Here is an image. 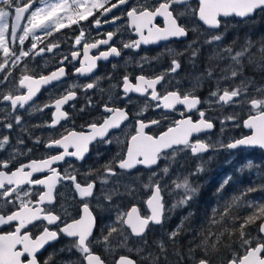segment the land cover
Returning <instances> with one entry per match:
<instances>
[{
  "label": "snow or ice",
  "instance_id": "6c2138e0",
  "mask_svg": "<svg viewBox=\"0 0 264 264\" xmlns=\"http://www.w3.org/2000/svg\"><path fill=\"white\" fill-rule=\"evenodd\" d=\"M257 17L264 19V0H0V124L9 132L14 127L26 131L21 110L31 115L54 109L50 123L43 126L64 128L57 136L50 135L44 145L62 151L27 162L22 158L30 157L33 149L23 150L22 138L17 136L13 145L10 135H0V153H5L0 155V264H53V254L44 257L42 252L61 237L70 241L67 251L75 249L78 253L75 260L63 264H264V200L247 199L250 193L264 192V164L249 160L239 169L241 173L254 170L260 183L225 197L224 191L233 181L229 175L216 189V205L198 223L196 213L189 210L174 229L164 230L168 214L180 207L190 208L199 195L200 186H193L190 177L204 172V165L211 161L212 157L204 161V153L264 150V84L245 75L250 66L264 70V35L253 40L245 34L239 48L238 37L224 43L228 31L225 20L239 18L245 26H254L259 22ZM103 25H111L114 30L101 33ZM64 29L79 30V34L67 53L54 52L67 40ZM129 29L137 39L114 42ZM57 33L59 37H55ZM102 35L105 38H100ZM162 41L183 42L185 47L183 51L166 47V53L141 56L137 61L141 74L134 77L135 82L132 74L125 72L120 82L110 85L107 99L101 96L103 103L88 94L93 89L105 92L99 87L101 77L91 75L97 61L120 57L124 49L140 50ZM205 45L212 49L209 61L229 63L219 73L210 63L192 79L191 87L182 91L177 79L181 57L187 54L188 63L196 68ZM101 46H107L106 50H100ZM94 49L96 55L91 54ZM45 53L53 54V67L49 68L48 59L39 69L29 67ZM165 54L170 57L167 69L153 76L143 74L145 64L159 61ZM68 65L74 67L72 75L90 78L91 82H74L42 106L33 104L42 87L63 84L69 75ZM206 80H214L215 89L202 100L197 91ZM118 88L122 95L117 93ZM78 90L85 101L79 109L70 104L78 99ZM132 93L143 97L145 103L130 114ZM65 105L77 114L96 109L100 114L81 124L79 131L69 129L61 123L71 119L63 110ZM226 108L232 111L223 118L209 114L213 110L223 113ZM156 109L167 111L159 119L145 116ZM176 111L180 119L170 121L159 135L145 131L161 126L168 120V113ZM241 112L247 113L242 121ZM130 118L135 120V134L124 143L111 130L121 129ZM215 121L221 134L231 122L233 127L242 123L251 135L215 143L201 138V133L216 127ZM34 143L40 144V138ZM94 143H115L119 147L99 167L80 172L69 158L83 161ZM186 152L201 163L183 178L177 175L170 188V169L179 163L178 155ZM161 160L166 162L163 167ZM141 167L146 170V181ZM38 173L43 175L36 176ZM69 188L71 202L66 196ZM142 192L147 194L146 199ZM174 192L180 193L179 198L166 207L165 194ZM242 208L245 214H241ZM105 213L107 223L103 222ZM157 226L162 235L150 245L148 235ZM130 240L136 243L130 245Z\"/></svg>",
  "mask_w": 264,
  "mask_h": 264
},
{
  "label": "trees",
  "instance_id": "16d2710c",
  "mask_svg": "<svg viewBox=\"0 0 264 264\" xmlns=\"http://www.w3.org/2000/svg\"><path fill=\"white\" fill-rule=\"evenodd\" d=\"M257 20L259 21L254 26L249 25L245 26L244 24L240 23V21L236 19H228L225 20V23L228 26V31L225 36L224 43L230 44L234 39L237 37L239 38V43L236 45L237 48H239L240 44L244 42L245 34H250L253 40L259 39L261 35H264V19H261L260 17H257ZM67 34V40L66 42H61L64 46L73 43L70 38H73L75 35H77L78 31H63ZM59 33L55 35V37H59ZM191 34L189 39H191ZM53 39V38H52ZM27 45V44H26ZM166 47L175 48L179 51H183L185 45L183 42H171L167 44H163L159 47H153L147 50V52L139 55V53H135L134 55V64L131 68V71L129 73L132 74V76H136L141 74L140 68L137 67V61L140 60V57L143 55H147L149 57H154L157 55V53H166ZM212 49L205 45L201 49V53L197 60V67L193 68L191 64L188 63V56L187 54L184 57H181L182 62V69L177 75V79L180 80L179 87L181 90H185L191 87L192 79L199 75L201 72L204 71L205 67L208 66L210 63L216 67L217 73H219L220 69L224 68L229 61H209L208 57L211 53ZM170 64V57L165 54L163 55L159 61L153 60L151 64H145L144 65V73L147 76H153L161 71H164L168 68ZM125 68L120 66L119 70L120 72H126L124 70ZM17 76H19V72L16 73ZM245 75L254 79L258 84H264V70H260L254 67H247L245 69ZM121 81V76H120ZM215 89V81L206 80L204 83V86L200 88L197 91V95L200 96L202 100L206 99L209 95V92ZM120 91V88L117 89ZM117 91V92H118ZM135 103L139 104V101H134ZM203 107H207V105H203ZM140 108V107H139ZM138 108V109H139ZM135 110H131V112H135ZM230 108H226L223 113H221L219 110H213L210 112V115L219 116L223 118L225 115H229L231 113ZM237 111H240L237 109ZM163 112H159L156 110H149L145 113V116L149 119H159L162 116ZM247 116L246 112H241V121L245 119ZM91 112H87L86 114V121H89L92 119ZM179 119V116L176 113L168 114V120L165 121L161 126L152 128L149 132L153 136L159 135L162 131H165L169 125V122L172 120ZM134 120V119H133ZM135 121V120H134ZM216 124L215 130L211 135L214 137L220 138L221 140H224L227 142L232 137H240L243 133L242 123L240 127H233L231 125V122H228V125L226 127V131L221 134L220 133V125L218 121L214 122ZM33 124H26V132H29L31 130V126ZM133 133H134V127H132ZM132 135V134H130ZM32 136V135H31ZM214 140V143L217 141ZM118 145H109L105 146L101 150L94 151L92 157L88 161V168H97L99 165L103 164L106 160H108L117 150ZM212 157L211 161L209 163H206L204 165L205 171L202 173H199L197 175L191 176L190 180L193 184V186L199 185L200 191L199 195L191 202L190 208L189 207H180L175 209L174 212L169 213V219L166 221L164 230L165 231H171L175 228V226L180 222V219L182 216L187 215L188 211L191 210L194 213H196V222L198 223L199 219L202 217V215L206 212H210L211 208L214 207L217 203V196L215 195L216 189L219 187L222 180L231 175L233 177V181L226 187L224 191L225 197H230L233 194H238L240 191H242L247 186L253 185L254 183H260L261 181H258L256 179L255 171H249L245 169L243 173L239 171L241 166L246 164L249 160L253 161L256 164H264V153L259 150L254 151H239L237 153H231L227 150L224 151V153L216 154L213 153L212 155H208L204 158V161H208V158ZM179 163L173 165V167L170 169V176L167 178V182L170 185V188L172 187L171 181L176 179L177 175H179L181 178H183L184 175L194 172L196 167L201 163L200 159L192 156L190 152L181 153L177 157ZM165 161L161 160L159 162L160 167H163L165 165ZM140 172H145L144 179L146 181V170L140 168ZM180 193L174 192L171 196L165 194L164 199L166 201V207H170L173 202L177 198H179ZM141 196L143 199L147 198V194L141 193ZM247 199L249 201H256L260 202L261 200H264V192L257 191L248 194ZM241 214H245V209H240ZM107 215L104 214V223H107ZM98 235V232H97ZM162 235L161 230L159 226L156 227V229L153 232H150L148 235V242L150 245H152L153 240L160 238ZM166 240L167 238L164 237ZM130 245H133L136 243L135 240H130ZM182 243H186V239H182ZM61 249H49L47 250L43 256L47 257L50 253L53 254V264H63L65 261L69 260H75L78 257V253L73 249L71 252L67 251H60ZM96 251H101L100 248H97Z\"/></svg>",
  "mask_w": 264,
  "mask_h": 264
},
{
  "label": "flooded vegetation",
  "instance_id": "af4514ba",
  "mask_svg": "<svg viewBox=\"0 0 264 264\" xmlns=\"http://www.w3.org/2000/svg\"><path fill=\"white\" fill-rule=\"evenodd\" d=\"M157 23H159L161 26H163V22L158 21ZM75 28V26H73ZM68 29H64L62 31H67ZM114 27L111 25H103V27L99 30L101 33H106L107 31H113ZM77 35L79 34V30ZM73 32V31H72ZM56 35V34H55ZM92 36L95 37L96 36V30L93 29L92 31ZM75 37V36H74ZM73 38H70L69 40H71L73 42L74 40ZM100 38H105L103 35ZM52 39V38H49ZM137 39V37L134 36V32L129 30H125L122 31L117 37L114 38V42L119 41V40H124V41H129V40H134ZM171 42H176V41H171ZM168 42V43H171ZM29 42H26V44H28ZM180 43V42H178ZM167 44V43H165ZM163 45V44H162ZM43 46V45H41ZM161 46V45H160ZM107 46H101L100 50H106ZM117 47H121V45L119 43H117ZM159 47V46H158ZM71 46L69 44L67 45H63L60 43V47L59 49H54V52H64L67 53L70 50ZM153 48V47H152ZM150 48H143L141 47L140 50H132V49H124L122 51V55L120 57H110L107 61L104 60H100L97 61V68L95 69V71L91 74L92 78L94 77H101V80L99 82V87L101 89H104L105 92L102 94L100 93L97 89H93V90H89V95H91L93 97V99L95 101H98L99 103H103V100L101 99V96L103 95L104 99H107V90L109 89L111 84H116L117 82H120V76L122 78V76L125 74L124 72H120L119 67L122 66L124 67L127 73H129L131 71V68L133 67L134 64V55L135 53H139V55L147 52V50H149ZM92 55H96L97 54V50H92ZM53 54L51 53H45L43 55V58L41 57H37L36 61L33 63L29 64V67L31 68H36L39 69L43 66L44 64V60L48 59L50 61L49 63V68L53 67L55 64V61L51 60ZM56 59H59V56L56 57ZM131 60L130 63H126V61ZM113 65H116V68H113ZM79 63L76 62L75 63V67H78ZM47 69L45 70V74H47ZM67 71L69 73V75L64 79V82L62 85L57 86L54 85L51 88L48 89H43L39 96L32 102L33 104H38V105H43L44 103L49 101V98L51 96H58L60 93H62L64 91L65 88H67L69 85H71L74 82H78L80 84H86L88 82H91L90 78H86V77H76L74 75H72L73 71H74V67L73 65H68L67 66ZM111 77V80L108 79V77ZM134 77L135 76H131V78H133V82L134 81ZM118 91V90H116ZM118 94L122 95V89L120 88V91L117 92ZM78 99L75 101H71L70 104L74 103L76 105V108L79 109V107L85 103L83 97H82V93L78 90ZM131 99H132V104L129 105L128 110L130 112V114L132 113L131 110H138L139 107H142L145 103V99L141 96H139L138 94L136 95H130ZM139 101L140 103L137 104L134 101ZM119 106H123V102H121V104ZM180 111L183 110V108H178ZM65 111H67L69 113V116L71 117L70 120L68 121H63L61 122L64 127L66 128H73L75 127L76 130H81L80 129V125L84 124L86 122V113H82V114H77L76 112L73 111V109L71 107H69L68 105H66L64 107ZM54 111V109H45L43 112L37 111L35 113H32L31 115H29L26 111L21 110L20 114L23 117V121L24 124H33L31 126V130L29 132L26 131H21L19 128L14 127L11 132H9L8 130L3 128V125L0 124V135H4V134H8L10 135V139H11V143L13 145H15L16 143V137L20 136L23 140H24V145L20 146L23 150H27L28 148H32L33 152L31 154L30 157H23L22 159L27 162V160L29 158L31 159H40L42 158L46 153L50 154H56L57 151H62V149H46L45 148V142L47 141V138L52 135V136H57V134L59 132L64 131V128L60 127L59 125L53 129V128H49L45 125L46 123H50L51 118H52V112ZM156 111L159 112H165L164 110L161 109H156ZM170 114L176 113L179 116L180 119V115H179V111L176 112H169ZM168 113V114H169ZM100 114L99 109L93 110L91 111V115L94 116H98ZM3 114L0 113V117H2ZM197 117L193 116V119L195 120ZM247 118V116L245 117V119ZM74 121V123H73ZM36 125H41L40 127H36ZM132 127H135V121L133 119L130 118V120L123 126L121 127V129L119 131H114L113 135L116 136H120L121 134L123 135L124 140L122 142L126 143L127 139L130 137V134L134 135L135 132L133 133V129H131ZM243 128V133L241 136L244 135H251V132L246 131L245 128L242 126ZM151 130V129H150ZM148 130L147 132L149 134H151ZM213 133V132H212ZM32 135V136H31ZM152 135V134H151ZM39 137L41 140L40 144H35L34 141L35 139ZM201 138L208 140L210 138V141L212 143H214V140L217 139V137H214L213 135H211V133H206L201 135ZM217 140H221L220 138H218ZM110 145H117L115 143L110 144ZM105 146H109L108 144H103V143H94L93 145L90 146V152L88 154V156L83 160V161H76L75 159L69 158V162L74 164L76 168H78L80 170V172H85L87 171L88 168V161L89 159L92 157L94 151L96 150H101L103 149ZM70 151H72L73 149H69ZM254 150H259V149H245V150H241L243 152H247V151H254ZM225 150L221 149L219 151L213 152L210 151V153L203 155V159L208 156V155H212L213 153L216 154H221L224 153ZM261 151V150H259ZM231 152V151H228ZM239 152V151H237ZM235 152V153H237ZM263 152V151H261ZM233 153V152H231ZM264 153V152H263ZM5 153H0V155H4ZM198 158V157H197ZM66 165L61 166L60 170H63V167ZM143 169V168H142ZM145 170V169H144ZM36 176H41L43 174H35ZM59 187V186H58ZM73 193L71 191V189L69 188L66 191V196L68 197V202H71V197H72ZM7 230V229H4ZM69 239L65 238V237H61L59 240L55 241L54 243L50 244L46 251L49 249H62L64 248L65 250L67 249V247L69 246ZM45 251V252H46ZM44 252V253H45ZM43 253V254H44ZM42 254V255H43Z\"/></svg>",
  "mask_w": 264,
  "mask_h": 264
},
{
  "label": "water",
  "instance_id": "95a60500",
  "mask_svg": "<svg viewBox=\"0 0 264 264\" xmlns=\"http://www.w3.org/2000/svg\"><path fill=\"white\" fill-rule=\"evenodd\" d=\"M228 19H232V18H228ZM227 19V20H228ZM236 20H238L239 21V18H235ZM158 21H161L162 22V20H160V19H158L157 20V22ZM134 36L135 37H137L136 36V34L134 33ZM138 38V37H137ZM168 42H171V41H168ZM168 42H160L159 44H155V45H146V46H142L143 48H152V47H158V46H160V45H162V44H165V43H168ZM177 42V41H176ZM95 71V70H94ZM54 85H56L55 84V82L52 84V85H47V86H44V87H42V89H41V91L43 90V89H48V88H51L52 86H54ZM159 87V86H158ZM39 94L40 93H38L37 94V97L39 96ZM130 95H136L135 93H132V94H130ZM139 95V94H138ZM37 97H35L34 98V100L37 98ZM66 106V105H65ZM64 106V107H65ZM178 108H182V106H177ZM165 112L167 111V110H164ZM63 122V121H62ZM128 122V121H127ZM127 122H125V124L127 123ZM125 124H123V125H121V127H123ZM152 128H154V127H152ZM152 128H150V129H152ZM150 129H146L145 131L147 132L148 130H150ZM120 129H116V130H111V133H113L114 131H119ZM214 130H215V128L214 129H212L210 132H207V133H212V132H214ZM245 130L246 131H249V132H251V130L250 129H248V128H245ZM149 134V133H148ZM203 134H206V133H201L200 134V136L201 135H203ZM151 135V134H150ZM246 149H259V148H246ZM241 150H245V149H241ZM241 150H231V152H233V153H235V152H237V151H241ZM259 150H261V149H259ZM211 151V150H210ZM210 151L209 152H207V153H204L203 155H206V154H208V153H210ZM261 151H263L264 152V150H261ZM88 156V155H87ZM86 156V157H87ZM72 159H74V158H72ZM142 168V167H141ZM54 243V242H53ZM52 244V243H51ZM50 245V244H49ZM49 245H47L46 246V248L43 250V252H42V254L46 251V249H47V247L49 246Z\"/></svg>",
  "mask_w": 264,
  "mask_h": 264
},
{
  "label": "rangeland",
  "instance_id": "374dc122",
  "mask_svg": "<svg viewBox=\"0 0 264 264\" xmlns=\"http://www.w3.org/2000/svg\"><path fill=\"white\" fill-rule=\"evenodd\" d=\"M26 42H27V41H26ZM119 138H120V140H121V141H123V140H124V138H123V135H122V134L119 136Z\"/></svg>",
  "mask_w": 264,
  "mask_h": 264
}]
</instances>
